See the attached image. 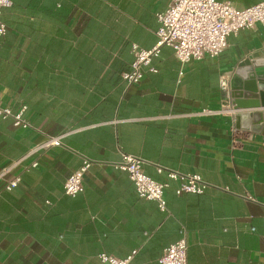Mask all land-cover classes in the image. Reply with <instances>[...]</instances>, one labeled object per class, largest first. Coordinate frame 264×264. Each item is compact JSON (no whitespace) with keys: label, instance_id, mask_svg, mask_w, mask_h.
<instances>
[{"label":"crops","instance_id":"0c3cea01","mask_svg":"<svg viewBox=\"0 0 264 264\" xmlns=\"http://www.w3.org/2000/svg\"><path fill=\"white\" fill-rule=\"evenodd\" d=\"M218 1L239 9L264 2ZM11 3L2 15L0 97L14 112L25 107L32 128L0 119V173L20 161L0 180V264H103L101 254L160 264L182 228L188 264H264V127L244 131L235 116L199 115L222 108L221 77L232 80L264 50V26L232 36L219 58L185 66L164 47L152 63L157 72L128 87L122 75L132 46L157 45L158 16L171 0ZM48 137H63V145L28 155ZM122 153L144 159L158 182H170L160 166L198 174L211 187L178 196L171 182L162 213L137 195L128 173L113 169ZM83 156L94 163L85 192L68 197L65 183ZM17 176L21 183L7 191Z\"/></svg>","mask_w":264,"mask_h":264},{"label":"built area","instance_id":"2783aa9c","mask_svg":"<svg viewBox=\"0 0 264 264\" xmlns=\"http://www.w3.org/2000/svg\"><path fill=\"white\" fill-rule=\"evenodd\" d=\"M12 6L11 0H0V38L7 35V26L2 21L3 11ZM160 28L157 32V45L150 50L139 45L132 46L134 61L131 69L122 75L124 83L130 87L138 85L147 70L157 72L152 67L154 59L159 58L162 48L169 47L183 66L206 56L219 58L229 47V39L238 35L243 30L255 29L257 25L264 26V2L249 9H239L230 2L218 0H171L168 9L159 14ZM222 94V108L217 111L204 110L201 116H231L237 113L232 105L231 77L224 75L220 79ZM25 110L14 112L10 106H4L0 97V119L13 120L15 126L21 130L31 129L32 126L25 119ZM238 132V131H236ZM63 137H48L35 146L28 155H36L54 147L63 145ZM20 162V161H19ZM19 162L13 164H19ZM147 162L141 157L121 154V160L113 163L115 170L128 173L134 183L136 193L141 199L154 201L162 213H168L166 191L171 187V182L177 184L176 194L203 195L211 187L204 182L198 174H184L178 171L157 166L159 174H166L170 182H158L144 172ZM93 162L87 157H82L80 168L75 171L65 183V195L76 198L85 192L84 180ZM12 165V166H13ZM12 166L0 173V180H4L10 173ZM38 161L31 168H37ZM17 176L7 183V191H12L21 183ZM228 190V189H227ZM187 231L181 230V238L173 245L166 248L159 260L160 264H188ZM103 264H131L132 257L119 259L107 254L99 256Z\"/></svg>","mask_w":264,"mask_h":264},{"label":"water","instance_id":"95a60500","mask_svg":"<svg viewBox=\"0 0 264 264\" xmlns=\"http://www.w3.org/2000/svg\"><path fill=\"white\" fill-rule=\"evenodd\" d=\"M232 105L237 111V129L260 132L264 127V112L242 113L243 110L264 109V50L245 59L231 80Z\"/></svg>","mask_w":264,"mask_h":264}]
</instances>
